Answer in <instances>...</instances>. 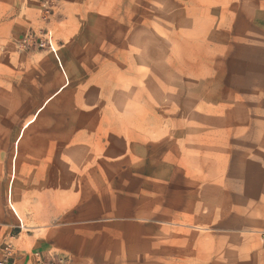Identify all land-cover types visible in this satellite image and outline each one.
Segmentation results:
<instances>
[{
	"label": "rangeland",
	"instance_id": "1",
	"mask_svg": "<svg viewBox=\"0 0 264 264\" xmlns=\"http://www.w3.org/2000/svg\"><path fill=\"white\" fill-rule=\"evenodd\" d=\"M106 5L115 9L0 0V247L17 239L20 248L36 249L41 233L87 214V225L143 229L141 252L133 249L137 230H117L122 237L108 264H264L262 204L248 201L264 196V0ZM83 17L89 25L81 30L120 40L73 41ZM81 115L93 118L92 131L70 130ZM53 121L61 122V138H39ZM55 143L62 168L46 172L52 185L24 184L27 147ZM14 144L20 154L9 186ZM179 164L190 182L151 183ZM197 169L206 173L200 188ZM219 169L223 185L215 187ZM180 196L189 200L174 203ZM180 206L189 213L173 218Z\"/></svg>",
	"mask_w": 264,
	"mask_h": 264
},
{
	"label": "crops",
	"instance_id": "2",
	"mask_svg": "<svg viewBox=\"0 0 264 264\" xmlns=\"http://www.w3.org/2000/svg\"><path fill=\"white\" fill-rule=\"evenodd\" d=\"M108 0H66L67 4L72 10H77V11H86V10H92L96 11L99 13H104V11H111L114 10L115 7H111L109 5H106V2ZM89 17V16H88ZM88 17L86 18H79V20L76 21L75 26L78 28L76 30L77 35L75 38H73V41L76 42H83V41H104V42H109V41H115V40H120L119 38L117 39H110L108 36H105L106 38H97V34L90 33L89 31L81 30V26H88ZM99 17V16H96ZM92 37V38H91ZM59 62V66L61 67V70L65 73L64 67L61 64L60 59L58 58L57 60ZM66 87L64 85L63 87L60 88V90L54 95L56 96L61 92ZM53 97H50L47 101H51ZM47 101L45 102L44 105H47ZM44 106L41 107L40 109L43 110ZM39 109V110H40ZM39 110L35 113L33 118H35V122L38 119ZM32 118V119H33ZM31 119V120H32ZM81 121L79 122V125L71 126L70 130L78 131L81 130L83 133H88L92 131V128L90 125H88L93 119L91 116L88 115H81ZM29 120L28 122H30ZM26 122L24 126L28 123ZM34 122V123H35ZM124 123V120L122 121ZM32 123L31 125H33ZM54 125L52 128L50 127L48 129V132H43L42 135L39 134V138L42 137L43 139L45 138H54L56 139L57 137V130L61 132L62 127H61V122L59 123V127H56L57 122L53 121ZM28 126V128L24 132V136L21 140V146L23 143L24 138L26 137V131L31 127ZM23 126V127H24ZM22 127V129H23ZM126 126L121 125L119 128L124 129ZM21 129V131H22ZM20 131V132H21ZM20 135V133H19ZM19 137V136H18ZM18 139V138H17ZM16 139V140H17ZM16 142V141H15ZM182 145L186 146L187 143L181 142ZM20 146V148H21ZM14 149H15V144H14ZM20 154V149L17 150L15 149V156L13 159V167H12V177L10 181L12 180V183L9 184V186H13L14 182L16 180L17 176V160L18 156ZM24 154L29 156L30 158L28 161L23 162L22 164V178H23V183L29 186H38V187H46V186H51V182H47V174L56 171H61V161L58 160L57 156L62 154L61 148H57L56 143L53 148H48V150L44 148H41L40 146L36 145H29L27 147V150L24 151ZM169 173L166 175H156V177L152 176L150 178L151 183L155 182L156 180H163L165 178L166 182L165 184H168V180L171 178V180L175 181L178 177L184 182H190V170L188 169L187 166L184 165H175L171 169H169ZM216 170V166H215ZM198 174L196 176V179H194L197 183L198 188L202 187L206 183V173L204 169H197ZM32 173V177L29 175V173ZM43 172V175L41 176V173ZM56 175H54L55 177ZM56 184V179H54ZM214 182H215V187H222L223 182H222V173L221 169H219V172H216L214 174ZM174 184V183H172ZM226 186V185H225ZM200 194V190H199ZM9 195V194H8ZM13 196V195H12ZM200 197H197V202H198V207L197 209L200 211H203V207L200 206V203L203 202V196L200 194L198 195ZM9 197V196H8ZM11 197V195H10ZM229 197V196H228ZM251 197V198H250ZM189 197L188 196H180L179 198H174V203H183L184 201H188ZM249 202H258L261 203V212L264 213V196L263 195H258V196H249ZM42 202H46V198L44 196ZM16 207V206H15ZM17 208V207H16ZM18 209V208H17ZM19 210V209H18ZM175 214L173 215V218H184L188 213H189V207L187 208L186 206H180L177 207V209L174 210ZM19 212L22 215H25L21 210ZM22 215H20V218L23 220ZM168 218L170 217L167 216ZM264 217V216H263ZM90 220H93V217L88 216L87 214L79 215L74 219L76 223L69 224L67 227L64 228H59L57 230H51L48 232H43L40 234L39 238L36 239L35 243L38 246L36 249H31L30 251L26 249H22L19 247V244L16 242L17 239H13L14 245L16 248L20 251L21 259H19L17 264H24L25 258L30 255L32 252H42V253H47L50 250H56L58 252H61L64 254L68 260L69 264H108L107 261V253L109 252V249H113L114 251L117 250L118 248V241L120 237H122L117 230H137V233H133V249H136L139 252H141V226H134L130 227L129 225L124 226V227H119V228H113L110 229L106 226H91L87 225L89 224ZM24 221V220H23ZM36 227V226H33ZM149 230H190L188 227H168V228H155L151 227ZM264 230V228H263ZM130 235V233H129Z\"/></svg>",
	"mask_w": 264,
	"mask_h": 264
},
{
	"label": "built area",
	"instance_id": "3",
	"mask_svg": "<svg viewBox=\"0 0 264 264\" xmlns=\"http://www.w3.org/2000/svg\"><path fill=\"white\" fill-rule=\"evenodd\" d=\"M47 37H49L48 43L50 44L52 51L55 52L51 42V34H47ZM16 218L19 222L20 231L27 229L23 227L21 220L18 217ZM12 240L13 239L7 240L1 245L0 264H17L19 259H21L20 251L16 248ZM24 264H69V260L64 254L56 250H50L47 253L36 251L32 252L25 258Z\"/></svg>",
	"mask_w": 264,
	"mask_h": 264
},
{
	"label": "bare ground",
	"instance_id": "4",
	"mask_svg": "<svg viewBox=\"0 0 264 264\" xmlns=\"http://www.w3.org/2000/svg\"><path fill=\"white\" fill-rule=\"evenodd\" d=\"M14 213H15V212H14ZM15 215H16V217H18V218L21 220V222L23 223V227L26 228V227H25V224H24V222H23V220H22V219H21L16 213H15Z\"/></svg>",
	"mask_w": 264,
	"mask_h": 264
}]
</instances>
